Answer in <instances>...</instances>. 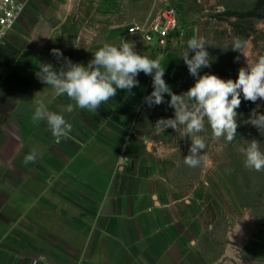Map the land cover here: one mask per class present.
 I'll use <instances>...</instances> for the list:
<instances>
[{
    "label": "crops",
    "instance_id": "0c3cea01",
    "mask_svg": "<svg viewBox=\"0 0 264 264\" xmlns=\"http://www.w3.org/2000/svg\"><path fill=\"white\" fill-rule=\"evenodd\" d=\"M22 1L24 11L0 44V264H223L204 251L207 234L225 222L233 243L244 237L230 211L238 201L224 159L201 150L197 178L177 180L191 140L165 148L149 133L164 103H145L151 75L139 73L138 86L117 89L95 113L63 112L71 132L59 142L46 121L32 120L35 99L58 113L74 104L38 79L39 64L58 70L67 58L86 67L103 44L121 38L159 59L174 93L189 38L181 18L179 48L160 52L126 33L130 23L152 17L134 13V0ZM33 149L35 162L24 164ZM259 245L245 255L264 264Z\"/></svg>",
    "mask_w": 264,
    "mask_h": 264
},
{
    "label": "clouds",
    "instance_id": "9594fccd",
    "mask_svg": "<svg viewBox=\"0 0 264 264\" xmlns=\"http://www.w3.org/2000/svg\"><path fill=\"white\" fill-rule=\"evenodd\" d=\"M207 42L203 37L193 36L187 41L188 51L183 55L190 75L196 77L194 86L181 95L174 94L164 80L165 68L159 59H150L138 54L132 41L121 38L119 45L105 43L94 52V58L85 67L64 58V64L57 70L51 63H41L36 76L47 84L56 97L66 95L74 104H68L61 112L50 111L44 99L34 100V123L46 121L57 142L67 138L71 125L66 122L63 112H72L75 108L97 112L102 103L117 94V89L131 92L139 85L136 79L139 73L152 76L153 91L145 97V103L152 107L164 102V94L171 99L169 106L175 110L174 119H159L156 129L172 128L179 131L182 137H189L191 145L189 154L183 158L184 163L191 168L202 165L204 154L200 151L206 148L204 137L199 133L205 130V122L210 126L213 139L224 138L231 142L237 131L236 109L241 104V92L246 101L255 103L264 100V55L247 68H240L238 78L223 80L214 74L199 75L202 68L210 67V57L206 50ZM247 46V42L239 37L233 40V50L239 51ZM189 51L195 54L189 58ZM52 54L58 59L62 57L59 49H52ZM154 74V75H153ZM258 107L251 110L247 123L264 132V114L258 112ZM241 152L245 156L244 164L249 169L259 172L264 170V151L257 140H252ZM37 151L33 149L25 155L24 164L34 163ZM122 162L125 158L118 157Z\"/></svg>",
    "mask_w": 264,
    "mask_h": 264
},
{
    "label": "rangeland",
    "instance_id": "374dc122",
    "mask_svg": "<svg viewBox=\"0 0 264 264\" xmlns=\"http://www.w3.org/2000/svg\"><path fill=\"white\" fill-rule=\"evenodd\" d=\"M264 0H134V13L149 12L154 16L166 6H175L180 14L183 28L189 32V38L183 40L181 49L182 57L188 51L187 41L193 36L203 37L206 42V50L210 57V67L202 68L199 75L214 74L223 80L238 78L240 68H247L254 63L260 47L256 46V40L264 38V3L262 8L256 11L258 2ZM248 14L246 19H238V15ZM256 14L262 17L256 19ZM244 28L251 35L247 46L239 51L233 50V40L238 37L237 32ZM180 42V40H179ZM179 48V47H177ZM195 53L189 51L191 58ZM183 82L181 95L194 86L196 77L190 75L188 67L182 58ZM241 104L235 111L237 113V131L235 138L229 143L223 137L213 139L210 126L205 122V130L199 135L204 137L206 148L204 150L212 154L214 159L223 158V167L227 170L232 196L238 201L236 209L230 210L240 222L243 240L233 243L227 238V225L221 222L209 234H207L203 248L213 260H221L223 264H258L257 260L247 257L248 251H256L261 244L264 248V170L259 172L245 167V156L241 152L252 140H257L264 151V132L247 123L251 110L258 107V112L264 114V100L255 103L246 101L241 92ZM175 118V110L168 105L166 119ZM153 138L163 147L172 143L177 144L182 140L187 142L189 137H182L179 131L172 128L154 129L151 132ZM188 143V142H187ZM223 156V157H221ZM201 166L188 167L182 158L180 167L175 176L182 182L197 178ZM179 182V181H178ZM217 228V229H216ZM261 239V240H260ZM244 250L243 253L240 251ZM263 250V249H262ZM228 257H223L227 254ZM246 254V255H245Z\"/></svg>",
    "mask_w": 264,
    "mask_h": 264
},
{
    "label": "built area",
    "instance_id": "2783aa9c",
    "mask_svg": "<svg viewBox=\"0 0 264 264\" xmlns=\"http://www.w3.org/2000/svg\"><path fill=\"white\" fill-rule=\"evenodd\" d=\"M22 0H0V44L13 29L17 18L24 11ZM180 14L175 6H166L154 16L143 22L130 23L128 35L139 36L147 43L154 45L160 52H165L180 45Z\"/></svg>",
    "mask_w": 264,
    "mask_h": 264
},
{
    "label": "trees",
    "instance_id": "16d2710c",
    "mask_svg": "<svg viewBox=\"0 0 264 264\" xmlns=\"http://www.w3.org/2000/svg\"><path fill=\"white\" fill-rule=\"evenodd\" d=\"M263 3L264 1L262 2H258L257 5H256V11H258V8H262L263 7ZM248 17V14H244L243 16L240 14L238 15V19H246ZM262 15L261 14H256V19H259L261 18ZM243 30L237 32L238 34V37L243 40V41H246L249 39L250 37V33L247 32L244 28H242ZM259 40H256V46L260 47V50L261 52L259 53L258 57L261 56V55H264V38H261L260 39V43L262 44H259L258 42ZM258 59V58H257ZM182 82H183V78H182V81H181V84L179 86V88L174 92V94H180L182 92ZM170 99L171 97L169 96L163 103V108H162V113H161V118L163 119H166V113H167V107L169 105V102H170ZM156 129L155 126L149 131V133L151 134V132Z\"/></svg>",
    "mask_w": 264,
    "mask_h": 264
}]
</instances>
